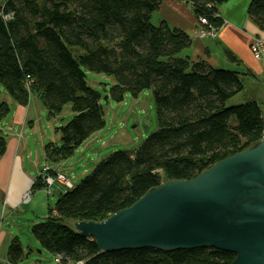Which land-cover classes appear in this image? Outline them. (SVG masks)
I'll return each mask as SVG.
<instances>
[{"label": "trees", "instance_id": "16d2710c", "mask_svg": "<svg viewBox=\"0 0 264 264\" xmlns=\"http://www.w3.org/2000/svg\"><path fill=\"white\" fill-rule=\"evenodd\" d=\"M183 1L206 27L217 31L223 24L217 5L226 0ZM159 5L160 0H0V85L18 105L35 95L48 117L66 104L73 112L58 127L59 145H44L48 161L69 156L105 124L102 96L87 84V70L113 77L107 100L149 89L155 104L154 131L135 149L110 152L77 184L64 186L45 219L32 225L33 238L63 264H230L234 258L211 247L101 251L73 225L102 220L162 182L193 178L264 136L257 100L224 106L253 72L191 60L184 54L191 45L188 33L164 20L151 22ZM246 13L264 31V0H250ZM222 50L237 61L228 48ZM8 112L0 100V120ZM5 145L0 134V155ZM38 177L31 189L45 187ZM24 254L13 238L7 262L17 264Z\"/></svg>", "mask_w": 264, "mask_h": 264}, {"label": "water", "instance_id": "95a60500", "mask_svg": "<svg viewBox=\"0 0 264 264\" xmlns=\"http://www.w3.org/2000/svg\"><path fill=\"white\" fill-rule=\"evenodd\" d=\"M73 225L101 251L211 247L233 253L230 264H264V136L193 178L162 182L102 220Z\"/></svg>", "mask_w": 264, "mask_h": 264}, {"label": "rangeland", "instance_id": "374dc122", "mask_svg": "<svg viewBox=\"0 0 264 264\" xmlns=\"http://www.w3.org/2000/svg\"><path fill=\"white\" fill-rule=\"evenodd\" d=\"M249 1L226 0L217 5V9L222 17H228L238 23L243 20V23L247 24L245 19L251 21L246 13ZM152 23L156 24L155 18L152 19ZM245 27L252 33H256L260 38H264V31L258 29L254 23H248ZM218 50L220 52V48ZM261 58L262 64H264V57ZM224 67L226 66H221V68ZM85 73L87 84L101 93L105 124L73 149L69 156L60 160L48 161L44 154V145L46 143L51 142L59 145L60 132L58 127L67 123L73 115L69 104L63 107L58 116L48 117L46 110L39 104V99L35 97L30 107L28 121L24 125H14L16 126L14 129L7 130L8 135L14 134L22 140L25 156L28 155L29 151L32 153L30 158L27 156L23 161L27 166V170L29 169L30 174L35 179L38 174H43L41 169L47 166L60 170L70 182V187H72V185L77 184L85 175L90 173L96 163L100 162L110 152L135 149L156 128L155 104L149 89L143 90L137 97H133L130 93H125L123 99L119 102L107 99L105 101L103 97L107 94L110 86L114 84L113 77L89 70ZM263 75L261 73H256L254 76L247 75L243 79V88L228 98L224 106L253 99L259 102L264 112ZM0 100L6 101L10 107L16 104L1 85ZM38 112L39 118L37 117ZM33 115H36V120L31 123L30 120L34 118ZM0 122L3 121L1 120ZM3 134L6 135L5 132ZM32 166L34 170H31ZM49 176L54 177L52 175ZM38 178L45 187L29 189L31 191L30 198L27 202L21 201L23 205L19 207V212L17 213L20 216L16 215V218L13 219V217L7 218L5 215L2 220V226L0 220V230L2 228L5 231L12 232L25 252L26 255L24 254L25 256L17 264H63L61 263V258L60 262L55 261L58 255L55 256L43 248L33 238L31 227L34 223L45 219L49 209L54 206L59 193L62 192L65 185L55 181L53 184L48 185L49 187L47 188L42 177L39 176ZM0 256L3 258L6 256V247L0 248ZM0 264L6 263L0 261ZM66 264H75V262Z\"/></svg>", "mask_w": 264, "mask_h": 264}, {"label": "crops", "instance_id": "0c3cea01", "mask_svg": "<svg viewBox=\"0 0 264 264\" xmlns=\"http://www.w3.org/2000/svg\"><path fill=\"white\" fill-rule=\"evenodd\" d=\"M219 15L221 16L220 13ZM153 18H155L156 24L160 20H164L169 26L179 28L190 35L191 45L184 51V54L188 55L191 60L197 61L201 59L211 66H226L224 68L239 71L248 68L254 75L256 73L264 74V64L261 61V57H264V54L259 59H255L250 49L252 37L258 38L263 43L264 38H260L256 33H252L245 27L248 23H253L252 21L245 19L247 24L243 23V20L238 23L228 17H222L223 24L215 31V36L213 38H201L192 34V31L200 26L189 5L183 0H160L159 7L151 14V22ZM223 46L232 52L237 61L231 60L224 54L222 50ZM217 47L220 48V52ZM35 97V95H31L26 106L18 104H15L13 107L9 106V112L1 119L3 122H0V134L6 133L4 135L6 139L5 149L0 155L1 226L5 215L7 218L13 217V219L16 218V215L20 216L17 213L19 212V207L23 205L21 195L26 190L31 189L35 181V178L30 174L29 169L27 170V166L23 161L27 156L30 158L32 153L29 151L28 155L25 156L22 140L14 134L8 135L7 133V130L16 127L14 125H24L28 121L30 107ZM39 104L41 105L40 102ZM33 116L34 118L30 120L31 123L36 120V115ZM38 116L39 112L37 113ZM59 187L60 185L58 189ZM13 238L15 236H13L12 232L1 228L0 248L6 247V256L4 258L0 256V261L6 264H9L7 262V246Z\"/></svg>", "mask_w": 264, "mask_h": 264}, {"label": "built area", "instance_id": "2783aa9c", "mask_svg": "<svg viewBox=\"0 0 264 264\" xmlns=\"http://www.w3.org/2000/svg\"><path fill=\"white\" fill-rule=\"evenodd\" d=\"M205 23H206L205 19L200 18L198 21V25L200 27H198L196 30H193L192 34H195L201 38H204V37H212L213 38L215 36V31L212 28L206 27ZM250 49L252 51L254 58L259 59L264 54V43L261 42L258 38L252 37L251 43H250ZM41 171H43V174H38V175L42 177V179L46 183L47 188L49 187L48 185L53 184V182H55V181L64 183V185L66 187L71 186L70 182L67 180V178L64 176L63 173H61L59 171H55V173L50 174L47 166H44L41 169ZM49 175H52L54 177H51ZM30 194H31L30 190L24 192L21 196V201L27 202L30 198ZM55 261L60 262V256L59 255L55 258ZM75 264H81V262L78 261V262H75Z\"/></svg>", "mask_w": 264, "mask_h": 264}]
</instances>
